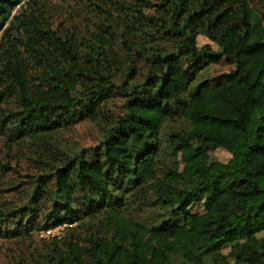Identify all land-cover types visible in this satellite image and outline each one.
Wrapping results in <instances>:
<instances>
[{"label": "trees", "instance_id": "16d2710c", "mask_svg": "<svg viewBox=\"0 0 264 264\" xmlns=\"http://www.w3.org/2000/svg\"><path fill=\"white\" fill-rule=\"evenodd\" d=\"M21 1L0 0V105L16 102L0 111V135L8 151L28 140L40 173L23 205L0 209V224H16L10 235L31 228L47 199L50 225L75 222L80 188L97 228L83 239L54 237L46 264H264V14L250 0H86L108 22L84 41L53 27L36 0L10 16ZM151 8L161 15L145 13ZM199 33L216 48L196 45ZM117 37L128 64L109 54ZM219 61L231 69L195 82ZM114 100L122 101L116 118L107 110ZM176 118L186 127L162 138ZM83 120L103 129L92 153L42 141ZM214 148L230 156L211 157ZM123 179L157 193L166 211L159 224L121 210L114 192ZM198 203L202 211L192 210Z\"/></svg>", "mask_w": 264, "mask_h": 264}, {"label": "rangeland", "instance_id": "374dc122", "mask_svg": "<svg viewBox=\"0 0 264 264\" xmlns=\"http://www.w3.org/2000/svg\"><path fill=\"white\" fill-rule=\"evenodd\" d=\"M23 1L25 0H22L19 6L15 7L16 12L19 10ZM36 1L38 6L44 9L45 15L52 21L53 27H61L63 25L70 32L77 35L79 39L83 37L85 39L84 41H86L90 30L97 28L102 22H108V19L102 16L103 14H97L96 10L94 11L86 0ZM250 1L256 11L264 14L263 0ZM144 11L145 13H151L157 16L161 15V10H156L155 8L145 9ZM111 15L112 17L119 15V11L113 10ZM121 17L122 14H120L119 18ZM119 18H117L119 26H114L118 31L117 36L122 29L120 25L122 19L118 20ZM161 43L165 46L171 44L169 41H161ZM206 43H209L212 48H216L215 44L207 36L202 33L197 34L196 45L201 46ZM86 50L83 49V51ZM109 54L124 64H128L127 56L122 50L120 37H117L116 44L109 50ZM139 66H142L141 62H139ZM230 69L231 66L224 61L207 64L200 74L196 76L195 82L206 77L215 78L217 75L227 72ZM141 77H143V72L139 75V78ZM193 87L192 85L191 88ZM121 105L122 101L120 100H114L108 104L107 110L110 115H113V118H116L117 115L122 113ZM14 108H16V102L11 99L0 105V111H7ZM184 127H186V122L181 118H176L173 122H166L161 129V137H166L172 129H181ZM102 132L103 129L99 124L83 120L75 122L70 127L46 135L42 141L50 142L63 152L79 153L83 151L90 154L95 147L100 146ZM6 138L0 135V209L9 212L14 207L23 205L28 200L30 193H32L35 187L34 179L40 171L36 170V166L39 167V165L35 166V155L28 140L16 141L12 144L11 150L8 151V148L5 146ZM209 155L221 161L227 160L230 156L223 148L211 149L209 150ZM81 180L83 183H88L85 178ZM72 181H76L75 174L72 176ZM115 184H118V180H115ZM64 186V184H60V188ZM58 187L57 183L52 179L49 183V191L54 192ZM114 193L122 197L123 204L121 205V210L129 218L137 222L151 226L159 224L166 217V211L157 199V193L152 190L137 189L127 179H123L121 181L119 180V189ZM73 197L75 199L73 206L81 210L79 219L75 222L50 225L52 220H46L45 218L51 203L47 199L40 203L39 209H41V213L32 222L33 226L31 228L30 225L25 224L19 230L18 234L10 235L11 232L16 231V224L13 223V220H7L1 223L0 264H46L44 254L48 251L49 244L54 237L63 236L69 238L72 236L73 239L77 237L83 239L91 232H94L98 225V217H89V214H85L88 211V205L87 202H84V199L87 201L88 196L80 188H76ZM191 209L202 211V206L198 203ZM27 216L28 214L23 216V223L27 219ZM46 221L49 222V225L44 227L43 225ZM260 234H264V231L260 232ZM221 253L230 263H233L232 257L228 255L229 246L223 247Z\"/></svg>", "mask_w": 264, "mask_h": 264}, {"label": "built area", "instance_id": "2783aa9c", "mask_svg": "<svg viewBox=\"0 0 264 264\" xmlns=\"http://www.w3.org/2000/svg\"><path fill=\"white\" fill-rule=\"evenodd\" d=\"M18 6H19V4H17L15 7H18ZM15 7L13 8L14 10L10 12V16H12L16 12V8ZM0 34H1V30H0Z\"/></svg>", "mask_w": 264, "mask_h": 264}]
</instances>
